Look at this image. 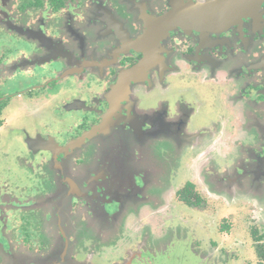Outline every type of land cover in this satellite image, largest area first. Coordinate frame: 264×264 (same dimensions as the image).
<instances>
[{
  "label": "flooded vegetation",
  "instance_id": "flooded-vegetation-1",
  "mask_svg": "<svg viewBox=\"0 0 264 264\" xmlns=\"http://www.w3.org/2000/svg\"><path fill=\"white\" fill-rule=\"evenodd\" d=\"M234 1L25 0L21 6L33 16H24L31 25L22 26L18 12H0V41L6 52L12 44L16 63L10 68L8 55H0V80L18 77L6 74L19 69L25 53L35 56L24 66L35 70L30 80L44 64L49 72L35 92L32 85L0 92V144L5 146L12 101L23 104L17 108L41 104L50 125L59 126L57 136L39 124L41 132H35L21 116L5 138L10 149L0 147L7 159L1 164L13 167L0 175V264H157L159 250L151 245L140 252L122 229L148 207L157 214L155 206H163L147 188L168 192L171 186L156 187L152 171L198 177L175 193L178 207L203 223L197 229L180 221L202 250L196 264H264V198L242 196L225 204L202 197L198 188L205 168L217 169L228 156H249L230 163L235 172L251 166L243 192L255 194L264 180V0H243L228 24L214 19L210 8L223 12ZM177 4L209 7L203 17L192 10L189 23L164 22ZM150 29L158 34L151 41ZM147 58L152 61L142 69ZM23 153L32 159L31 169L26 162L20 171ZM36 156L54 161L45 159L35 170ZM14 171L24 173L27 185ZM36 172H47L49 187L38 198L28 193ZM220 181L232 190L237 179ZM219 204L236 207L237 217L224 212L215 224ZM65 226L79 246L84 240L92 245L90 254L75 253ZM55 241L57 255L50 253Z\"/></svg>",
  "mask_w": 264,
  "mask_h": 264
},
{
  "label": "rangeland",
  "instance_id": "rangeland-1",
  "mask_svg": "<svg viewBox=\"0 0 264 264\" xmlns=\"http://www.w3.org/2000/svg\"><path fill=\"white\" fill-rule=\"evenodd\" d=\"M25 0L17 1L14 0H0V12H10V11H16L19 13L20 17H22V20L20 22V26L22 25H31L30 19L33 16V10L29 9L27 7H22L21 5L24 3ZM5 10V11H4ZM29 16L30 19L27 21L25 20L24 16ZM33 27H35V23L33 24ZM19 35L17 34L16 37ZM19 40H23V37L19 36ZM4 39H1L0 41V55H8V65H11L10 68L15 67V64H12V51H11V43L8 42L7 45L10 47L9 52H6L3 48ZM31 43H35V41L30 40ZM24 42V41H21ZM15 48V47H14ZM21 50V49H20ZM22 54V53H21ZM5 57V56H4ZM35 56H32L31 54L25 53L23 54V59L25 60L24 63L21 64L19 69H14L11 71H8L6 75H12V74H18L17 78L12 77H4V79L0 80V92L5 94H10L13 92V89L15 90L16 86L21 85H32L30 87H33L32 89H38L47 83L48 74L46 67L47 64H44L42 68L41 74H36V78L34 80H30L28 76H32L35 73V70L31 66H26V61L33 60ZM1 61V57H0ZM2 66V65H1ZM3 66H7L5 63H3ZM24 67V68H23ZM32 72V73H30ZM188 90V89H186ZM18 102V101H17ZM15 101H12L9 108V114L7 115L8 118L10 117V124L8 125L7 133L5 132V129L2 131L3 133V139L4 145L0 144V147L4 149H10V146L5 142V138L7 137L8 131L10 129L14 128V123L18 122L20 120L19 117H28L30 122V127L32 128V131L35 132H41L39 129V124L43 129L51 134L56 135V132L59 129L58 125H50V121L47 120V113L42 111V105L35 104L27 107H21L17 108V106H22L23 104H19ZM37 103V101H36ZM47 107V106H46ZM48 117H51L48 115ZM25 124V123H21ZM27 124V123H26ZM25 124V125H26ZM49 126V127H48ZM57 136V135H56ZM9 151L6 156H9ZM25 157H21V159L18 160L19 170L26 169V166L24 165L27 162V165L29 169H31V158L28 156V154L23 153ZM5 157V154H0V175L2 173H8L13 171V167L9 165V168L7 169L5 165H2L1 163H5V160H7ZM45 157H39L36 156L34 163H32V167L35 170H39L43 163L46 164L49 161L53 162L54 159L51 158L50 160ZM48 160L47 162L45 161ZM222 163L217 169H213L211 167L205 168L206 171L201 175V180L203 183L201 185H198L199 188V194H206L209 198V200L212 201L214 198L221 199L222 202L225 204H228L231 199H234V201H238V199H241L242 196H245V198H251L254 197L258 200H261L264 198V180L261 181L259 188L255 194H250L247 192H243V190L246 188V184L241 183L245 179V173L246 170L251 169V166L249 164L243 165L239 169L232 170V167L230 163L239 164V161L247 162L249 161V156H228V157H221ZM11 161V160H10ZM13 163V160L11 161ZM46 162V163H45ZM13 166H16L13 163ZM20 171H14L13 176H15V179L17 181L24 183L27 185L28 178L24 176V173H21ZM152 178L155 181H159L158 183H155L156 187L162 186H171V189L166 192L164 188H155L152 189L147 188V192L149 193V196L152 199H158L163 203V206L160 204L158 206H155L159 212L157 214H154L152 210H150V207H148L147 211L142 215V217L135 219L133 221L127 222V225L124 226L122 229L126 231L125 235L128 238H133L136 240L135 243L139 244V250L140 252H144L145 250L149 252V248L152 245L154 248L158 249L157 254V264H196L198 260L196 258H199L202 255V250L197 246L196 242H193L191 239L188 238L187 235H185V229L180 224L181 220H186L190 223H192V226L194 225V228L202 227L203 223L199 220L200 217L196 215V213H193L191 211H183L181 208L178 207L177 198H176V191L180 187V185L183 183V181H187L189 177H193L197 175L192 173H183L181 171H174V173H166L162 176H158V173L156 171H152ZM42 175L44 176H38V173L36 172L34 174V178H36V186L32 190H30L31 195L34 194V197L38 198L39 196L42 197V195H46L49 190H47L49 187L45 186V182L47 180V172H44ZM226 177H231L237 179V182H235L234 188L231 190V187L227 185L225 181ZM198 179V177H197ZM210 179L219 180L218 185H210L208 181ZM166 182V183H163ZM174 182V183H173ZM241 184H240V183ZM20 186V185H19ZM242 186V187H241ZM53 187V186H51ZM138 188V186H136ZM24 191H26V187L23 188ZM202 196V195H201ZM205 196V195H204ZM203 197V196H202ZM219 206L222 209V212L219 214H215V224L220 222V220L226 215L224 212H229L231 217L230 219H234L237 217L236 214V207H225L222 204H219ZM212 213H215L214 211H211ZM207 221L205 220V223ZM208 227H211V224L206 223ZM67 237L70 244H73L72 246L75 249V253L80 252L83 256L85 254H90L92 245H88L85 243V240L83 241V245L79 246L75 240V236L73 231H70L67 226H65ZM64 229V227H63ZM189 230V229H188ZM65 231V230H64ZM121 230L119 231V233ZM203 232V231H201ZM50 235L53 236V231L50 232ZM122 238L125 239L123 236ZM118 240V237H115L114 243ZM139 241V242H137ZM155 242V243H152ZM188 246L189 253L186 252V247ZM60 250V244L58 241L54 242V247L51 249L50 253L57 255ZM194 252V254L192 253ZM194 262H193V261ZM193 262V263H192Z\"/></svg>",
  "mask_w": 264,
  "mask_h": 264
},
{
  "label": "water",
  "instance_id": "water-1",
  "mask_svg": "<svg viewBox=\"0 0 264 264\" xmlns=\"http://www.w3.org/2000/svg\"><path fill=\"white\" fill-rule=\"evenodd\" d=\"M242 1L243 0H235L234 2L230 3L228 5V7L226 8V10L223 11V12L219 11L218 6H214V8H210L211 9V12L210 13L213 15V17H214L215 20H217V21L218 20H221V22L223 24H228L229 21L234 20V19H231L230 20V18L236 16L237 14L239 15V10H240V8L243 5ZM255 2L256 3H259V2H261V0H255ZM174 7L176 8V11L174 13H171L168 17H166L164 19V22H167V23H177L178 20H183L184 21L183 23H185V22L186 23H189L190 20H191V17H190L191 12H192V10H195V9L190 8L189 5H185L184 6V4H181V5L180 4H177V5H174ZM207 8H197L195 10V12L198 15H200V16L203 17L205 15L206 11H207ZM210 9H209V11H210ZM239 19H240V17H239ZM156 35H158V34H156ZM156 35L154 36L153 30L150 29L149 32H148L147 40L151 41V37L152 38L154 37L153 40L156 39ZM151 61H152L151 59L147 58L141 64L140 67L143 69Z\"/></svg>",
  "mask_w": 264,
  "mask_h": 264
}]
</instances>
